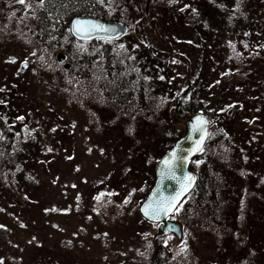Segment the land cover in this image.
Returning <instances> with one entry per match:
<instances>
[{
	"label": "rangeland",
	"instance_id": "obj_1",
	"mask_svg": "<svg viewBox=\"0 0 264 264\" xmlns=\"http://www.w3.org/2000/svg\"><path fill=\"white\" fill-rule=\"evenodd\" d=\"M36 1L10 0L8 10L0 5V115L21 131L22 138L18 146L22 148L21 153L11 164L17 172L16 188L10 191L0 184V264H142L144 248L139 236L142 226L137 222V213L120 215L116 207L129 190L142 184L148 170L142 166L132 173L127 171L128 163L125 165L113 158L111 139L115 135L103 134L107 128L102 125L99 130H104L98 132L95 114L106 125L99 106L67 99L70 89L80 88L76 73L67 76L71 62L56 66L48 60L52 56L50 52L41 54L32 46L35 36L29 16ZM209 1L129 0L126 20H121L128 24L126 34L109 43L99 41L102 46L81 43L79 48L91 56L94 49L90 47H104L120 58L133 60L135 66L149 74V87L160 105L182 92L189 82L195 86L200 77L203 83L198 95H204L215 123L222 131L225 123H229L225 132L238 154L242 148L252 155L251 151L257 148L256 158L247 157L248 169L264 175V118L261 113L257 115L259 107H264V64H255L261 72L258 70L260 73L256 72L255 79L249 80L254 76L237 74L236 65L231 62L232 52L223 47L225 38L229 42L233 38L235 43L249 40L250 52L255 51L254 46L260 39L264 45V0H241V4L235 5L234 0H215L218 6L214 8ZM239 9L242 12H235ZM208 10L221 37L213 30L202 31L207 26L203 13ZM195 15L197 23L202 21L198 28L189 20L196 21L192 17ZM257 15L259 23L255 21ZM196 31L200 35L208 33L212 38L214 34L215 42L221 43L220 57L213 45L196 38ZM235 45L238 47L240 43ZM239 52L244 54L242 50ZM24 63L26 66L22 68ZM100 63V60L93 63L95 70ZM157 69L163 70L169 79L165 81ZM227 69L232 71L231 83L222 93L216 86ZM92 78L98 77L93 74ZM249 81L253 82L246 85ZM192 89L190 86L189 94ZM224 103H230L229 110ZM170 110L171 121L178 119L179 122L171 124L167 117L166 135L158 134L166 139L169 132L182 136L185 129L184 120L172 119L174 106ZM152 128L138 134L140 150L135 153L148 156L158 153L161 145L154 139ZM221 170L229 175V178L222 176L224 192L233 202L238 224L242 200L246 201L239 233L233 235L237 250L228 255L217 254L215 250L221 249L219 241L204 235L189 239L190 244L196 256L204 258L203 264H237L240 254L244 259L250 252H259L257 264H264V249H261L264 247V206H252L250 210L246 191L253 183L236 170L237 174L226 168ZM117 184L119 193H116ZM105 190L114 193L115 198L108 199ZM111 211L113 217H110ZM172 220L181 224L176 212ZM257 220H261L259 224ZM143 226L152 234L158 227L148 221ZM170 241L176 246V240ZM173 252L176 255L180 249Z\"/></svg>",
	"mask_w": 264,
	"mask_h": 264
},
{
	"label": "trees",
	"instance_id": "obj_2",
	"mask_svg": "<svg viewBox=\"0 0 264 264\" xmlns=\"http://www.w3.org/2000/svg\"><path fill=\"white\" fill-rule=\"evenodd\" d=\"M209 2H211L213 8L218 6L215 0H210ZM128 3L129 0H38L34 2L29 16L33 25L32 33L35 36L32 39V46L38 53L44 54L43 51H45L48 54L50 52L52 56L48 60L56 66L71 62L70 66H68L70 69L66 72L68 74L76 73V75L69 74L67 76L71 77L74 75L80 84V88L76 86L69 90L66 96L69 102H77L79 99L99 106L102 109V112H99L104 113L106 117L105 123L107 126L95 114V119L98 122L97 129L101 133L107 128L103 134L115 135L111 139L113 143V158L125 165L128 163L127 171L132 170V173H135L142 166L148 170L142 184L138 188L133 187L131 192L129 190L123 199H119L120 204L116 207L120 215L133 216L137 213V222L142 226L139 232L144 248V256L142 257L144 263L142 264H203L204 258L196 256L194 247L190 244L189 239L196 238L199 235H204V238H214L215 242L216 240L219 241L218 245L221 247L219 251L215 250L217 254L228 255L232 250H237L233 235L239 233L238 226L244 219L242 210L246 207V201L242 200L238 224L235 217V209L232 205L233 202L224 192L225 183L222 176L226 175L229 178V175L227 172L223 173L222 168L232 170L235 174H237V171L241 176L246 177L248 181L253 183L252 188L246 191L250 210L252 206H264V175L260 171H250L247 161L248 156L253 157V159L257 157V148H255V151L250 150L252 155L249 151L245 152L246 150L242 148L239 150V154L236 152L231 139L228 137L229 134L225 132L227 125L230 127L229 123H225L224 132L220 130V127L212 117V112L208 109L203 99L204 95L202 94L201 97L198 95L201 92V83H203L200 77L197 78L200 82H197L195 86H193V82H189L182 92L175 95L172 99H165L163 104L160 105L154 100L152 90L149 87V74L142 67L135 66L133 60L127 57L120 58L119 54L112 53L108 48L104 47H90L94 49V52H90L91 56L84 48H79L81 43L83 46L85 44L91 45L92 43L102 46L99 41L109 43L112 40L98 38L90 41H81L74 38L70 31L71 21L74 18L92 16L101 20H126L125 13ZM241 3V0H234V5ZM0 5H5L8 10L11 3L10 0H0ZM235 12H242V10L239 9ZM224 14L227 16L226 12ZM196 16H192L193 19L196 20ZM189 20L191 25L194 24L195 26L193 27L197 28V25L202 22L198 20L197 23V20L194 22L191 21L192 19ZM258 20L259 17L257 15L255 16V21L259 23ZM203 21L207 24L202 30L203 33L207 32V30H213L214 33L216 31L220 35V32H217V28H214L216 27L214 17L211 18L209 10L203 13ZM125 25H128L127 22ZM127 28L129 30V27ZM254 31L256 32V30ZM256 34L259 33L256 32ZM246 36L240 35L241 38ZM196 38L202 39L208 46L213 45L216 53L219 57L221 56V43L218 40L215 42L213 39L215 38L214 34L212 38L208 33L207 35H200L196 31ZM261 40L254 46L256 48L255 51L251 49L250 52L248 47L250 46L249 40L238 41L237 43H240V45L236 47L235 44L237 43H235L233 38H231V42L225 38L223 47H228V52H232L231 62L236 65L235 72L237 74L246 73L247 75H253L254 77L249 80H254L256 72L257 74L261 72V68L257 69L255 64H264V45L260 43ZM207 41H211V44H208ZM238 50H242L244 54H241ZM53 56L55 62L52 60ZM60 56H63L62 61L58 60ZM98 60L101 63L100 66H96L97 69L95 70L93 63ZM198 62L199 60L197 59L196 64ZM201 66H199L198 70L200 74ZM158 73L165 81L169 79L163 73V70ZM93 74H96L98 78L93 79ZM231 74L232 71L227 69L222 75L221 83H217L219 84L216 86L217 91L220 88V92H226L227 85L231 83ZM252 82L249 81L246 85H251ZM224 84L225 86H223ZM190 86L193 88L191 91L193 95L189 94ZM71 94L74 95L71 96ZM259 97L261 96L259 95ZM262 97H264V93H262ZM218 101H220L219 98ZM223 101L225 102V96H223ZM229 104L224 103L226 110L230 109ZM171 106H174V117L172 116V119L179 117L180 120L186 121L191 116L202 112L210 121L204 145L189 164V170L195 176L194 185L169 216V220H172L175 212L179 214L182 228V239L179 241L172 234L160 235L158 230L155 234L150 233L143 226L146 225L147 220L139 212L140 204L148 196L155 183V170L159 160L181 138V135L176 134V132H174L175 134L169 132V139L158 135L160 133L166 135L164 126H168L165 124L167 117L171 124L175 120L171 121ZM176 107H178L177 110ZM93 112L95 113V111ZM259 113L264 118V107H259L257 111L258 117ZM163 116H165L164 119ZM101 125L104 126L103 130H99ZM149 127H153L151 129L153 137L158 142L157 144L161 145V147L157 148L158 153L155 156H148L143 152H134L140 150L138 147V134H144L145 131H149ZM20 132L18 128L15 129V127L10 126L3 116L0 115V184L10 191L16 188L15 175H17V172L11 168V164L17 159L22 150V148H18L22 141ZM171 136L174 137V140H170ZM137 155L138 157L135 158ZM218 165L220 174L216 170ZM246 178L244 179L246 180ZM118 184L122 183L119 182ZM118 184L116 193L120 191ZM105 192L108 199L113 200L112 198H115L114 193L106 190ZM100 194L101 192L98 193V195ZM131 198L133 200L129 203ZM112 208L113 206L109 207L110 210ZM262 210H264V207H262ZM110 217H113L112 211ZM260 221L257 220L256 222L259 224ZM171 239L177 241L176 246L170 241ZM201 241H204V239ZM262 243L264 244V240H262ZM263 244L262 246H264ZM177 248L180 249V252L175 255L173 251ZM261 249H264V247H261ZM248 254V258L243 262L240 261L241 256H239L237 264H257L259 252L257 254L255 252Z\"/></svg>",
	"mask_w": 264,
	"mask_h": 264
},
{
	"label": "water",
	"instance_id": "obj_3",
	"mask_svg": "<svg viewBox=\"0 0 264 264\" xmlns=\"http://www.w3.org/2000/svg\"><path fill=\"white\" fill-rule=\"evenodd\" d=\"M70 31L74 38L89 41L95 38L115 39L125 33L127 27L120 21L80 16L71 21ZM61 59L63 56L58 58V60ZM25 66L24 63L21 67L25 68ZM177 122L178 120H174V123ZM209 124L208 117L202 112L187 119L184 122V135L157 164L155 183L141 203L139 212L147 221L158 224L160 235L172 234L177 240L182 239L181 225L169 220L168 217L192 189L195 177L189 170L190 160L204 144ZM173 198L175 203L169 207ZM166 208L169 210L164 211Z\"/></svg>",
	"mask_w": 264,
	"mask_h": 264
},
{
	"label": "snow or ice",
	"instance_id": "obj_4",
	"mask_svg": "<svg viewBox=\"0 0 264 264\" xmlns=\"http://www.w3.org/2000/svg\"><path fill=\"white\" fill-rule=\"evenodd\" d=\"M20 2L23 3L24 0H20ZM165 163L167 164V161H166ZM189 179H190V178H189ZM174 203H175V198L172 199V201H171L170 204H169V207H171V205L174 204ZM168 210H169L168 208L164 209V211H168Z\"/></svg>",
	"mask_w": 264,
	"mask_h": 264
},
{
	"label": "flooded vegetation",
	"instance_id": "obj_5",
	"mask_svg": "<svg viewBox=\"0 0 264 264\" xmlns=\"http://www.w3.org/2000/svg\"><path fill=\"white\" fill-rule=\"evenodd\" d=\"M239 256H241L242 257V254H240ZM241 259V258H240ZM247 258H244V259H241L240 261L241 262H243V261H245Z\"/></svg>",
	"mask_w": 264,
	"mask_h": 264
}]
</instances>
